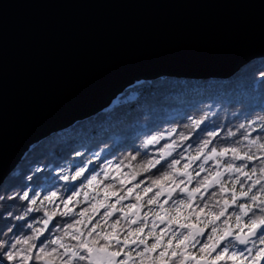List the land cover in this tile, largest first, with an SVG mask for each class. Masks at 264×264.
I'll use <instances>...</instances> for the list:
<instances>
[{"label":"snow or ice","instance_id":"obj_1","mask_svg":"<svg viewBox=\"0 0 264 264\" xmlns=\"http://www.w3.org/2000/svg\"><path fill=\"white\" fill-rule=\"evenodd\" d=\"M210 115L149 133L115 164L75 151L67 195H0L26 202L0 213V264H264V117L250 137L257 121L232 130Z\"/></svg>","mask_w":264,"mask_h":264},{"label":"water","instance_id":"obj_2","mask_svg":"<svg viewBox=\"0 0 264 264\" xmlns=\"http://www.w3.org/2000/svg\"><path fill=\"white\" fill-rule=\"evenodd\" d=\"M264 59V0H0V187L29 148L161 77Z\"/></svg>","mask_w":264,"mask_h":264},{"label":"trees","instance_id":"obj_3","mask_svg":"<svg viewBox=\"0 0 264 264\" xmlns=\"http://www.w3.org/2000/svg\"><path fill=\"white\" fill-rule=\"evenodd\" d=\"M262 74L264 59L250 62L226 79L161 77L135 83L118 94L104 110L31 146L23 155L22 164L0 187V195L23 191H35L41 197L52 191H56L58 197L67 195L66 182L59 176L61 172L70 174L79 165L80 158L76 157L75 151L83 152L86 157L100 153L101 161L111 160L115 164L134 154L149 133L156 134L176 127L185 115L214 113L210 115V125H226L232 130L241 123L257 121L252 126L257 131L248 129L250 137H255L258 135L259 120L264 117ZM132 96L135 99H130ZM239 139L240 147L244 150L247 141L242 137ZM253 151H256L255 148ZM252 166H258V162ZM102 167L103 163L96 171L99 172ZM37 168L40 171H36ZM127 170L130 169L125 162L122 171ZM255 178L253 176V180ZM100 179L103 181L102 177ZM248 183L250 181L245 182V187ZM25 203L5 200L0 202V213L5 211V205H13L9 210L17 215L22 214ZM17 223L22 222L11 221V224ZM4 226L5 222L0 221V229ZM26 232L25 227L19 235ZM146 264H150V261Z\"/></svg>","mask_w":264,"mask_h":264},{"label":"rangeland","instance_id":"obj_4","mask_svg":"<svg viewBox=\"0 0 264 264\" xmlns=\"http://www.w3.org/2000/svg\"><path fill=\"white\" fill-rule=\"evenodd\" d=\"M103 178V177H102ZM104 179V178H103ZM75 183V182H74ZM147 231V230H146Z\"/></svg>","mask_w":264,"mask_h":264}]
</instances>
